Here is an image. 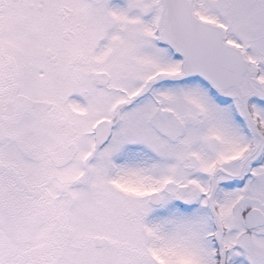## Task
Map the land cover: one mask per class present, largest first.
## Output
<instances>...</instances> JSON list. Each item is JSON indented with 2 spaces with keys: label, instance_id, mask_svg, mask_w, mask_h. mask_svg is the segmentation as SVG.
<instances>
[{
  "label": "snow or ice",
  "instance_id": "1",
  "mask_svg": "<svg viewBox=\"0 0 264 264\" xmlns=\"http://www.w3.org/2000/svg\"><path fill=\"white\" fill-rule=\"evenodd\" d=\"M0 264H264V0H0Z\"/></svg>",
  "mask_w": 264,
  "mask_h": 264
}]
</instances>
